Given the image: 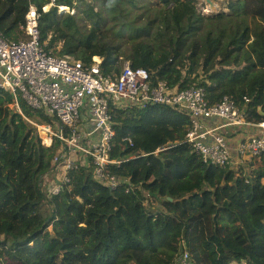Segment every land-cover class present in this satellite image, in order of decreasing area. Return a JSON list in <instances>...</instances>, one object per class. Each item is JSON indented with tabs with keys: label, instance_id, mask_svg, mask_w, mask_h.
I'll use <instances>...</instances> for the list:
<instances>
[{
	"label": "trees",
	"instance_id": "16d2710c",
	"mask_svg": "<svg viewBox=\"0 0 264 264\" xmlns=\"http://www.w3.org/2000/svg\"><path fill=\"white\" fill-rule=\"evenodd\" d=\"M198 3L0 0V34L6 41L25 40L33 5L52 55L88 65L100 57L102 73L112 77L130 63L147 70L152 84L167 81L180 91L203 87L210 105L228 97L250 113L249 122H264V0H232L229 13L210 16ZM18 102L19 110L13 95L0 89L5 262L173 264L185 239L195 264H264V154L238 169L207 164L186 142V112L167 105L113 108L112 156L123 163L111 172L129 179L132 190L100 184L90 161L70 169V183L51 195L63 143L55 138L44 146L34 124L51 120L21 96Z\"/></svg>",
	"mask_w": 264,
	"mask_h": 264
},
{
	"label": "built area",
	"instance_id": "2783aa9c",
	"mask_svg": "<svg viewBox=\"0 0 264 264\" xmlns=\"http://www.w3.org/2000/svg\"><path fill=\"white\" fill-rule=\"evenodd\" d=\"M64 8L70 12L66 7H60L59 11ZM39 19L35 6L31 5L23 28L25 40L6 41L0 34V89L13 95L18 110V96H21L32 109L42 110L51 120L52 124L37 126L48 134V139L51 135L44 146L51 147L55 138L63 143V150L54 159L62 181L52 188L49 186L51 195L60 194L70 183V169L89 166L90 161L100 184L111 189L127 185V192L132 190L129 179H120L111 172L112 166L120 167L123 163L112 156L116 138L113 108L167 105L186 112L191 121L186 142L207 164L238 169L247 160L264 154V135L240 143L234 159L227 139L214 134L223 127L264 131V122H249L250 113L241 111L228 97L210 105L203 87L180 91L171 89L167 81L152 84L147 70L134 69L130 63L125 64L119 76L112 77L102 73L100 57H94L88 65L69 55L54 56L42 42ZM213 119L222 121L223 126L206 128L204 121ZM126 141L130 147L134 146L131 139ZM179 246L173 264H195L187 241L182 240ZM0 264H7L1 248Z\"/></svg>",
	"mask_w": 264,
	"mask_h": 264
},
{
	"label": "rangeland",
	"instance_id": "374dc122",
	"mask_svg": "<svg viewBox=\"0 0 264 264\" xmlns=\"http://www.w3.org/2000/svg\"><path fill=\"white\" fill-rule=\"evenodd\" d=\"M89 2H92V0H88ZM150 5L151 6L152 4H157L158 3V0H148ZM209 1L215 6L214 8H211L210 7V3ZM232 0H199V3H198V9L199 11L201 12V14L205 15V16H210V15H215L217 13H221V12H226V13H229V9H228V5L229 3L231 2ZM50 7H47V9H49ZM63 10V9H62ZM68 11V10H67ZM66 12V11H65ZM34 126L37 128L38 130V133H39V136L40 138L42 139L43 141V144L44 143H48L49 139L51 138L49 135V139L47 137L48 134H46V132L43 130L41 131L40 129H38L37 126H41V125H38V124H34ZM240 128H250V129H253V130H257L255 128H251V127H240ZM233 129H236V128H233ZM53 131V130H52ZM257 131H260V130H257ZM54 132V131H53ZM240 133V131H239ZM256 135H262V134H259V132L256 133ZM255 133L251 135L252 136H256ZM237 136V135H236ZM250 137V138H251ZM249 139V138H248ZM48 140V141H46ZM54 142V140H53ZM48 146V145H47ZM63 150V147H61V150L60 152ZM79 156H83V154H78ZM82 160L83 158L80 157ZM77 161L79 160L76 159ZM54 177V178H53ZM53 178V179H52ZM52 178H50V180H53L50 184L51 188L54 187L56 184L60 183L62 181V174H61V170L60 169H56V172L54 174V176H52ZM148 205L147 206H151L153 208H155L156 210H158L160 208V205L158 202L156 201H147L146 202ZM49 231L52 230V228L50 227L48 229ZM7 264H13V263H7Z\"/></svg>",
	"mask_w": 264,
	"mask_h": 264
},
{
	"label": "crops",
	"instance_id": "0c3cea01",
	"mask_svg": "<svg viewBox=\"0 0 264 264\" xmlns=\"http://www.w3.org/2000/svg\"><path fill=\"white\" fill-rule=\"evenodd\" d=\"M205 127L206 128H218L219 126H223V122L220 120H208V121H204ZM240 131V133H239ZM259 132V134L264 135V131H257V130H253L250 128H229V127H223L221 129H218L214 132V134H218L221 136H224L227 141L228 144L230 145L231 149H232V153H233V157L234 159H237V148L238 145L240 143H242L243 141L247 140L248 138L251 137L252 134ZM237 135V136H236ZM211 140V139H210Z\"/></svg>",
	"mask_w": 264,
	"mask_h": 264
},
{
	"label": "water",
	"instance_id": "95a60500",
	"mask_svg": "<svg viewBox=\"0 0 264 264\" xmlns=\"http://www.w3.org/2000/svg\"><path fill=\"white\" fill-rule=\"evenodd\" d=\"M211 8H214L215 6L209 1ZM264 116V114H263Z\"/></svg>",
	"mask_w": 264,
	"mask_h": 264
},
{
	"label": "bare ground",
	"instance_id": "6f19581e",
	"mask_svg": "<svg viewBox=\"0 0 264 264\" xmlns=\"http://www.w3.org/2000/svg\"><path fill=\"white\" fill-rule=\"evenodd\" d=\"M65 9V8H64ZM67 10V9H66ZM63 12V11H62ZM65 12V11H64Z\"/></svg>",
	"mask_w": 264,
	"mask_h": 264
}]
</instances>
